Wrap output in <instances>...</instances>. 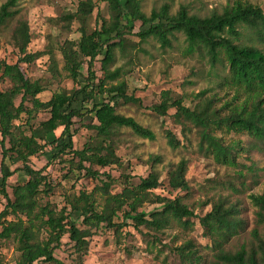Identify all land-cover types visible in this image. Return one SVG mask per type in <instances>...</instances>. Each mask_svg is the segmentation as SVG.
<instances>
[{
	"label": "trees",
	"instance_id": "1",
	"mask_svg": "<svg viewBox=\"0 0 264 264\" xmlns=\"http://www.w3.org/2000/svg\"><path fill=\"white\" fill-rule=\"evenodd\" d=\"M21 1L7 0L0 7V31L19 14ZM105 1L110 19L101 21L100 26L97 23L91 27L97 8L93 0L82 1L75 12H65L57 18L59 27L70 33L76 27L74 32L79 34L77 40H66L58 46L64 61L63 71L75 85L73 89H61L47 101L41 99L40 96L47 92V84L42 80L32 81L22 68L23 64H32L43 55L42 52H29L32 34L25 21L19 23L13 34L17 63L0 62V78L12 84L10 89L0 91L3 163L8 159L25 165L32 158L56 151L50 162L58 160L68 166L66 179L84 176L101 184L90 193L65 194L66 206L57 210L45 201L62 185L54 184L49 174H45V168L32 170L23 166L27 179L13 188L10 197L7 183L13 173L6 172L2 163L0 207L3 199L6 204L0 211V241L15 243L19 253L17 264H65L55 257V253L68 238L76 260L82 264L91 238L98 231L107 230L118 235L125 227L133 225L137 230L145 228L164 234L173 224L193 230L194 221H197L209 243L205 248L211 252V259L203 256L195 244L186 242L173 250L181 264H264V194L250 196L256 209L251 239L238 248H231L232 242L245 231L246 224L241 209L229 198L213 201L211 211L199 217L181 198L170 199L155 193L161 187L157 172L134 185L129 177L121 182L108 175V182H105L102 175L93 170L95 167L122 166L114 139L121 129H129L143 139H156L149 128L116 110L119 100L143 107L142 101L129 95L127 84L121 81L128 72L123 68L111 70L117 50L126 54L129 48H136L128 38L132 35L140 42L154 38L167 49L171 48L175 34L182 33L190 55L196 51L204 52L213 67L226 65L228 76L222 85L236 91L235 99L225 105L229 111L227 115L222 114L225 109L216 108V98H206L205 92L197 96L199 103L194 108L187 107L183 97L174 100L168 91L163 92L161 103L151 108L159 117H167L171 109L176 110L173 119L182 132L197 130L198 149L202 154L212 157L222 167L237 169L240 166L241 144L239 141L225 144L217 131L240 134L254 145L264 147V49L238 44L241 36L238 27L245 26L253 30L264 47V11L257 5L235 0L222 14L214 13L205 18L190 15L186 7L172 15L169 5L153 11L148 17L142 12L141 0ZM137 23H140V32L134 34ZM48 54L52 56L51 51ZM98 61L102 65L99 78L93 71ZM85 67L87 84L82 86L80 80ZM50 72L55 79H62L55 62L51 63ZM98 96L107 98L97 102ZM81 110L92 115L87 129L95 135L82 150H77L74 137L79 130L75 126L77 118L83 119ZM42 114L47 118L42 120ZM60 129L62 132L57 137L55 133ZM165 137L173 150L182 146L172 131L166 130ZM186 171L187 162L182 160L169 172L172 191H189ZM248 171L254 173L252 167ZM117 185L121 191L113 194L111 189ZM146 204H157L160 209L147 213L142 211Z\"/></svg>",
	"mask_w": 264,
	"mask_h": 264
},
{
	"label": "rangeland",
	"instance_id": "2",
	"mask_svg": "<svg viewBox=\"0 0 264 264\" xmlns=\"http://www.w3.org/2000/svg\"><path fill=\"white\" fill-rule=\"evenodd\" d=\"M82 1L85 0H22L18 7L19 14L9 20L0 31V62L16 64L18 54L13 45V34L21 21L29 24L32 34L29 52H42L43 55L32 64H23L22 68L32 81L42 80L47 84V92L40 96L43 101H47L53 93L61 89L71 90L75 87L63 71L64 61L58 46L66 40H77L79 34L74 32L76 27L71 33L59 27L57 18L65 12H75ZM93 1L97 8L93 14L92 28L97 23L100 26L101 21L110 19L107 2L105 0ZM234 1L141 0V7L142 12L148 17L153 11L169 5L172 15H176L181 7H186L190 15L205 18L214 13L222 14ZM241 1L257 5L264 11V0ZM6 2L7 0H0V7ZM238 31L241 33L238 44L255 45L264 49L253 30L240 26ZM138 32H140V23L136 24L134 34ZM128 38L134 42L136 48H129L126 54L117 50L116 60L111 70L123 68L128 72L121 81L127 84L129 95L142 101L143 107L139 108L119 100L116 110L119 114L134 118L140 125L149 128L155 133L156 139L150 141L134 135L129 129H121L114 139L118 146L117 154L122 160V166L104 169L95 167L93 170L99 172L105 182H108V175L121 182L125 177H129L134 185H138L152 172H157L161 187L155 193L170 199L181 198L183 203L199 217H204L211 211L213 201L219 198H229L231 203L237 204L241 209L242 219L246 224L245 231L231 244V248H238L251 239L250 234L255 227L256 209L251 204L250 196L264 194V147L254 145L248 137L240 134L217 131V135L224 139L225 144L239 141L243 148L238 160L240 166L237 169L222 167L217 165L212 157H207L199 151L195 128L192 132H182L181 126L173 119L176 110L171 109L167 117H159L151 110L152 107L161 103L163 92H170L174 100L183 97L185 105L191 108L199 103L197 96L205 92L206 98H216V108L225 109L222 114L227 115L229 111L225 105L235 99L236 91L222 85V81L228 76L226 65L218 64L213 67L204 52L196 51L190 55L188 43L182 33L175 34L171 48L167 49L162 48L154 38L146 42H140L135 35L128 36ZM49 51L52 52V56L48 54ZM54 62L62 79H55L50 72V65ZM101 68V62H96L93 71L98 78L102 75ZM87 76L88 71L85 67L80 80L82 86L87 84ZM11 87L10 81H3L0 78V91ZM104 98L107 97L98 96L96 100L101 102ZM243 99L236 101L235 104ZM79 109H81L80 106ZM80 112L83 113V119H76L75 127L79 133L74 137V148L77 150H82L89 138L95 135L93 131L87 129L92 115L84 110ZM46 118V114H42V120ZM94 121L95 124L96 120ZM166 130L172 131L181 141L182 146L179 149L170 148L165 137ZM61 132L62 129L58 130L55 135L59 137ZM184 133L188 138L186 140ZM55 152L32 158L23 165L8 159L3 163L0 148V178L3 176L2 163L6 172L13 173L7 183L10 197H12L13 188L27 179V174L22 170L23 166L32 170L45 168V174H49L53 183L62 185L60 187L63 189L59 187L45 201L57 210L66 206L65 194L78 196L80 191L90 193L101 185L84 176L72 180L66 179L68 166L58 160L50 162ZM182 160L187 162L185 176L190 189L189 191H172L169 187L168 174L175 170ZM249 167L254 169V173L248 171ZM111 191L113 194L118 193L121 187L117 185ZM99 202L102 203V200ZM5 204L6 201L3 199L0 211L3 210ZM158 209L160 206L157 204H146L142 211L150 213ZM194 223L193 230H185L173 224L164 231V234H156L145 228L137 230L133 225L125 227L118 235L107 230L98 231L91 238L88 254L84 257L82 264H181L173 250L183 246L186 242L195 244L203 256L211 259V252L205 248L209 243L203 237L198 222L194 221ZM55 257L65 264H79L68 238L62 241ZM18 260L19 253L15 243L12 240H1L0 264H17Z\"/></svg>",
	"mask_w": 264,
	"mask_h": 264
}]
</instances>
